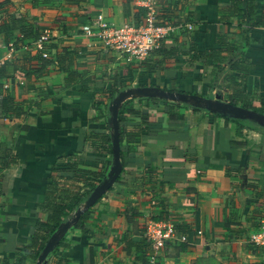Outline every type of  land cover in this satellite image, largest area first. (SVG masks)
<instances>
[{
	"label": "crops",
	"instance_id": "obj_1",
	"mask_svg": "<svg viewBox=\"0 0 264 264\" xmlns=\"http://www.w3.org/2000/svg\"><path fill=\"white\" fill-rule=\"evenodd\" d=\"M149 1L5 5L0 21L20 23L0 32L2 64L24 63L34 40L23 30L49 35L48 57H75L68 70L53 63L41 75L0 80L27 110L11 122L0 114V152L9 146L15 158L0 170V264H37L49 235L43 225L58 219L69 227L55 235L63 244L48 264H148L151 218L173 221L186 236L162 249L161 264H264V248L250 241L264 218V0H155L158 22L176 28L142 63H126L83 34L99 13L117 24L140 21ZM9 42L16 47L7 59ZM193 42L206 60L193 56ZM125 91L132 94L119 105L122 173L84 209L112 175V108Z\"/></svg>",
	"mask_w": 264,
	"mask_h": 264
},
{
	"label": "built area",
	"instance_id": "obj_2",
	"mask_svg": "<svg viewBox=\"0 0 264 264\" xmlns=\"http://www.w3.org/2000/svg\"><path fill=\"white\" fill-rule=\"evenodd\" d=\"M191 26V25H188ZM172 25L157 23V6L155 0H150L147 11L140 21H127L117 24L103 13H99L83 26V34L94 45L100 46L106 52L114 53L126 63H140L148 57L159 41L168 34ZM49 35H41L34 43L48 57L45 41ZM7 59L12 58L15 43L9 42ZM25 47H28V45ZM2 61H0V65ZM146 239L150 246L148 264H161L160 254L164 247L177 241H186L170 220L151 218L146 223ZM250 241L257 247L264 248V218L250 234Z\"/></svg>",
	"mask_w": 264,
	"mask_h": 264
},
{
	"label": "trees",
	"instance_id": "obj_3",
	"mask_svg": "<svg viewBox=\"0 0 264 264\" xmlns=\"http://www.w3.org/2000/svg\"><path fill=\"white\" fill-rule=\"evenodd\" d=\"M7 3H9V0H0V14L4 13V11H5L4 7ZM158 17H159V12L157 11V23L159 25H166V24L159 23ZM19 23H20L19 19H15V18L7 15L5 18H3L2 21H0V32L5 34L6 36H8L11 31L16 29V27ZM40 36H41V33H39V32H29V31H25V30L22 31L23 39H26L28 37H32L33 40L35 41ZM34 41L27 43L30 51L28 53H26V55L23 56L24 63H21V64L17 63L15 61V59H13V60H8L5 63H3L2 65H0V80L2 78L7 79V78H15V77H19V76L20 77L24 76V77L28 78L32 74L41 75L53 63L58 64L60 70H68L70 68V64H72L74 57H75L74 53L72 51L63 50L61 52V54H57L56 58L45 57L43 55L42 50L36 49L37 47L35 48V46L33 45V44H35ZM192 52H193V56L197 60L198 59H205L206 60V58L203 57V55L200 53V51L198 50V47L195 45L194 42L192 43ZM146 59H144L143 61H145ZM143 61H141L140 63H142ZM26 64H28V66ZM230 66L234 67V64L231 63ZM1 91L4 93L3 98L0 100L1 117L8 120L9 122L13 121L16 118H20L23 116L25 117V115L27 113L26 108H24V106L21 105V103L19 101L15 100L14 97L6 94L4 89H3V84L0 82V92ZM231 106L234 107V105H231ZM222 108H224V106ZM122 113H123V110L121 109L119 111V114H118V117H119V135H120V143H121V157L123 154V150H122V124H123ZM260 115L262 116L261 118L264 119V114H260ZM26 127H28V125H23V128H26ZM7 128H8V126H5V130H7ZM13 161H15V158L12 154L11 148L8 146V147H6L5 153L1 154V152H0V170L2 168L8 167L9 164ZM123 165H124V162H123ZM93 188H95V187H93ZM73 204L67 205L70 211L74 210V208L76 206ZM62 206L63 205H61L60 203H59V205L57 204V206H53L54 213H55L54 215H57L60 212V207H62ZM82 217H83V215L76 222L77 225L80 223V220L82 219ZM62 223L63 222L59 221V219H58L55 221L54 224L49 223V224L43 225V226H46L49 228L48 237H44V239H43V244H42L43 248L53 237H55L57 232L62 231V227H64L62 225ZM65 232L66 231L63 230L62 234H64ZM61 244H63V242L61 240H58L56 242L57 246L61 245Z\"/></svg>",
	"mask_w": 264,
	"mask_h": 264
},
{
	"label": "water",
	"instance_id": "obj_4",
	"mask_svg": "<svg viewBox=\"0 0 264 264\" xmlns=\"http://www.w3.org/2000/svg\"><path fill=\"white\" fill-rule=\"evenodd\" d=\"M139 93L142 94H148V95H153V91H148L145 93L143 89H138ZM129 94H132V91H125L120 94V96L116 99L113 108H112V114H113V127H114V155H115V164L113 167L112 175L107 179L103 184H101L89 197L87 200L84 209L90 208L107 190H109L114 182L119 178V176L122 173L123 169V164L121 161V143H120V135H119V117H118V112H119V105L120 102L127 97ZM161 96L164 97H169L173 99H179L182 101H186L188 99V96L185 93L179 92V93H174V92H165V91H160L158 93ZM240 112V111H239ZM83 212V209H80L77 212V215L74 219L75 221H78L80 218L81 213ZM69 227V223L66 224L63 228V230H66ZM57 241V236L53 237L45 246L43 253L40 255L38 263L37 264H46L47 263V256L50 253V251L54 248L55 244Z\"/></svg>",
	"mask_w": 264,
	"mask_h": 264
}]
</instances>
